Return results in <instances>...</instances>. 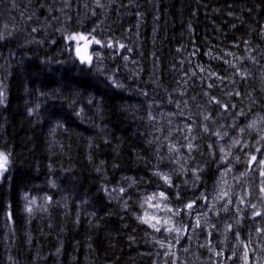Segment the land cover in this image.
I'll return each instance as SVG.
<instances>
[{
    "label": "trees",
    "instance_id": "1",
    "mask_svg": "<svg viewBox=\"0 0 264 264\" xmlns=\"http://www.w3.org/2000/svg\"><path fill=\"white\" fill-rule=\"evenodd\" d=\"M101 4L103 8H97L95 0H69L68 4L65 0H0V34L5 36L0 41V82L6 95L0 105V151L11 153L12 160L10 179H0V264L178 262L177 256L165 255L167 249L156 243L163 234L137 219L143 216L145 196L166 191L176 207L181 203L175 199L176 192L185 201L202 191L213 197L217 173L215 163L211 164L193 188L190 175L174 169L178 164L169 158L166 147L171 138L169 122L162 126L159 109L166 108L169 116L176 114L174 118L183 114L177 118L183 126L191 117L197 125L207 123L213 132H227L218 147L231 143L229 137L249 145L243 151L231 149L233 157L241 158L233 160L231 174L248 172L241 191L236 183L228 184L233 199L250 189L249 178H256L257 172L248 171L245 153L264 146V141L256 144L264 131L247 126L254 115L264 112V75H259L264 71V0H101ZM94 27L98 39L117 40L132 49L114 54L101 48L105 75L82 73L78 61L65 51L59 31L88 32ZM229 52L234 56L226 55ZM250 53L258 63L248 59ZM125 55L129 60L122 59ZM215 56L222 59L211 58ZM224 60L246 68L250 75L247 79L234 76L235 69ZM200 65L211 67L225 80L213 77L205 82ZM112 73L123 88L111 86L105 78ZM213 82L217 86L208 89L206 84ZM219 83L228 85L224 92ZM211 95L236 108L224 112L208 103ZM203 115L212 119L203 121ZM240 128L245 132L240 133ZM193 134L198 135L194 143L204 153L193 155L202 163L208 158L207 145L218 138L200 129ZM156 137L159 140L149 143ZM186 166L194 164L190 161ZM157 167L173 169V181L180 187L167 189L152 174ZM145 189L150 190L143 193ZM25 195L36 199L31 214L25 210ZM45 197H51V202ZM253 199L260 203L257 193L251 203ZM5 206L13 213L11 221L4 214ZM239 207L243 211L235 206L228 213L220 207L215 211L229 218L237 212L241 219V213L252 210ZM207 216L211 223L216 221L213 212ZM229 220L241 237L264 223L255 218L256 223L247 224L243 218L250 226L238 228ZM225 234L232 236L219 231L213 241L217 250L223 249V264H237L238 259H226L236 241L228 242ZM235 251L239 255L238 248ZM188 259L189 264H199L201 259L212 264L216 258L199 246L190 249Z\"/></svg>",
    "mask_w": 264,
    "mask_h": 264
},
{
    "label": "snow or ice",
    "instance_id": "2",
    "mask_svg": "<svg viewBox=\"0 0 264 264\" xmlns=\"http://www.w3.org/2000/svg\"><path fill=\"white\" fill-rule=\"evenodd\" d=\"M65 3L68 4L69 0H65ZM95 4L97 8H103L104 6L101 4V0H95ZM87 7V5H86ZM92 14L95 15V10L92 11ZM31 19V17H29ZM33 32L37 31V29L33 28ZM64 49L70 54V59L74 62L78 61L79 70L87 75L90 72H94L98 75H105L104 69L101 67L102 57L100 52L97 50L99 48H108L112 49L114 54H119L121 50L131 52L132 49L127 48V46L123 43H120L117 40L104 38H97L94 33L96 32V28L94 27L91 31L88 32H68L66 29H60ZM11 35V33H9ZM5 36L0 34V41H3ZM55 43V41H53ZM247 43V42H245ZM95 46V47H93ZM207 55L211 56V53H207ZM226 55L234 56V53H226ZM212 59H222L221 56L211 57ZM122 59L129 60L128 56H122ZM236 59L243 61V57H236ZM248 59L253 62H257L254 56L248 57ZM224 63L229 64L230 68L235 69L233 73L234 76H238L241 79H247L250 73L246 68L237 67L236 64L230 63L228 60H224ZM199 71L205 73L206 75L201 79L205 82L209 79L215 77L217 80L223 82L225 77L219 75L218 73L212 71L211 67L205 68L203 65L198 66ZM187 75V73H186ZM193 77L197 75L195 71L191 73ZM111 86L116 88H123L124 85L116 79L115 73L106 75L105 77ZM186 84L187 81H184ZM234 83V81H233ZM217 85L215 82L207 83L206 87L208 89H212ZM183 95V93H180ZM232 95V93H228ZM143 95H147V93H143ZM205 96H209L207 91L204 92ZM236 96L240 95V92H235ZM6 99L5 89L3 83L0 82V105L4 104ZM91 102V101H90ZM209 104H215L218 108L223 109L224 112H228L230 109L236 108L235 104H224L221 100L217 99L215 95H211L209 100ZM177 106H179V102H177ZM239 114H244L242 111ZM77 115H80V112H77ZM149 119L154 120L155 117L149 113ZM212 119L209 115H203V121H209ZM188 120L191 121L186 123L184 127L178 128L177 132L180 133V136L177 137V142L170 143L166 145L169 153H174L175 156H170L169 158L173 160V162L179 165L180 174L190 175L191 186L193 188L197 187V182H200L202 179V174L205 173L206 169L211 166V164L215 163L216 165V173L217 180L216 185L218 191L216 192L215 197H212L206 191L200 192L198 195L194 196L192 199L185 201L182 198L180 192H176L175 199L180 200L181 203L176 208L168 207V203H171L169 195L166 194V191H160L158 195H152L146 198L145 203L150 208H156L158 211H163L166 213H170L171 216L168 218H158L157 216H138L137 219L143 223L147 224L151 227L155 232H161L163 229L164 232L169 234V239L167 240H157L156 243L159 244L161 248H166L167 251L165 255L175 257L176 254L173 251L175 245L181 244L182 239H191L190 233L197 232L198 234H204L205 243L200 244L201 248H206L209 253L212 254L214 259L212 264H223L224 252L223 249L217 250L216 245L213 241L214 233L217 229L215 223H211V218L207 216V212H213L214 215H219V211L224 213H228L232 211L233 206L236 207L237 211H243L239 206L244 205L250 207L253 211L251 212V217L261 218L264 220V211L257 209L256 203H251V197L253 196V191L251 189H245L243 194L240 195L237 199H233L235 193L232 191L231 187H225L227 185L226 177L229 173L233 172V160L236 162L240 161V156L233 157L231 149L233 147H239L241 151L245 148H248L249 145L247 143H242L241 139L235 137H229L231 143L225 141V146H217L218 141L224 140L225 137L228 136L227 132H224L223 135L220 134L219 131L213 132L207 123H201L199 125L196 124L195 121L191 120V117H188ZM264 121V118H262ZM256 122L253 121L252 124L248 125V128H255ZM196 129L202 130L203 134L208 136H216L218 139L213 143H209L207 145L209 152L207 154V159H205L202 163L196 161L193 153L197 155L203 156L204 153L201 151V146L197 143H194L199 137L196 134H193ZM240 133L245 132L244 128L239 129ZM171 134V133H170ZM182 137L183 142H180V138ZM156 140H159V137H156L154 141H149V143H154ZM261 141H264V136H261L259 140H256V144H260ZM247 156L246 164L249 172H257L260 179L257 187V195L260 201H264V146L262 147H254L253 151L250 153H245ZM193 162L194 166H186L189 162ZM11 153H5L0 151V179H10V171H11ZM154 176H157L160 180L164 182V185L167 189L179 188V184H175L173 181V174L164 173L157 167V170L152 173ZM248 172H240L238 171V175L234 176L233 179L240 181ZM184 184H188L189 181H183ZM115 191V190H114ZM119 193H124L125 189L123 187L118 189ZM25 201H27L25 210L31 214L33 211L32 205L36 204V199L25 195ZM47 203L51 202V197L43 198ZM156 201V203H153ZM213 201H222L223 203L220 205L219 211H214L216 209V204ZM163 203V207L161 206ZM143 207V205H141ZM207 210V211H204ZM4 214L7 216V219L11 221L13 219V213L9 210V206H5ZM176 216H184L188 218L190 223L182 224L180 227L175 226L172 223V217ZM204 217L203 222L201 221V217ZM241 221L239 219L235 220V224L240 225ZM159 225V226H158ZM256 233L264 235V227H258L254 230ZM226 233H232V237L236 241L234 246V250L232 255L228 256L226 259H238L242 261V264H258L259 257L255 254L258 250L257 247H251L253 244L252 238L250 235H245L244 238L241 237L240 231L234 228L232 223L226 225ZM228 239V236L225 234V240ZM239 249V255L235 251V249ZM187 251V249H184ZM264 252V249H259ZM59 252V249H57ZM178 259V257H176ZM173 264H175V259L173 260Z\"/></svg>",
    "mask_w": 264,
    "mask_h": 264
},
{
    "label": "rangeland",
    "instance_id": "3",
    "mask_svg": "<svg viewBox=\"0 0 264 264\" xmlns=\"http://www.w3.org/2000/svg\"><path fill=\"white\" fill-rule=\"evenodd\" d=\"M93 47H95V46H93ZM97 50L100 52L101 57H102L101 48H99ZM250 56L257 57L256 55L251 54V53L248 55V57H250ZM259 75H260L261 78H263L262 76L264 75V71L261 72V74H259ZM188 77H189V75L184 74L183 81H187ZM219 86L222 89L221 92H224L227 89V87H228V85L221 84V83H219ZM167 111L168 110L166 108L159 109L158 110V116H159V119L161 121L160 123L162 124V126L165 127L166 126V123L169 122L168 130H169V133H171L170 134V137L171 138L169 139L168 144H170V143L177 142V137L180 136V134L177 133V129L184 127L183 125L180 124L181 121H179L177 119L179 116H182L183 114L180 113L179 116H177L176 118H174V116L176 114H174L172 116H169L170 113L167 112ZM262 118H264V112L261 113V114L254 115L249 120L247 126L249 124H252L253 121H255L256 122L255 129H258L259 128L261 131H264V121H262ZM191 119L193 120V118H191ZM189 122H191V121H189ZM189 122L188 121H183L184 125L186 123H189ZM161 124H159V126H161ZM180 142H183L182 137L180 138ZM226 147H227V145H226ZM170 154L172 156H175L174 153H170ZM176 168H179V165H177L174 169H176ZM162 172L172 174L173 169L171 171H169V170H166V171L165 170H162ZM236 175H238L236 172L234 173V175H232L231 173H229L228 176L226 177L227 186L226 185L225 186L226 187H229L228 184L236 183L238 190L241 191L246 184H245V182H243L244 181L243 178L240 181H236L235 179H233V177L236 176ZM255 175H256V178L254 176L251 177V178H249V185H248L253 192H255L257 190V187L256 186L259 184V181H260V178L258 176V173L255 174ZM149 190L150 189H145V190H143V193H145L146 191H149ZM159 192H160V190H157V191H154L152 193H148L145 196V199H144V206H145V208H144V210L142 212V215L143 216H145V214H147L148 216L155 215L158 218H161V217L162 218H168L169 216H171L170 213H166V212H163V211H158L156 208H150L145 203V200H146L147 197L152 196V195H158ZM256 193L257 192H255L254 194H256ZM166 194L169 195L168 193H166ZM215 195H216V193L214 194L213 197H215ZM169 197H170L171 203H168V207L176 208L175 203H173L174 202L173 199H171V196L170 195H169ZM136 199H137V197L134 198L135 202L138 203V204H140V200L137 201ZM213 202L216 204V209H219V207H220L219 206V203L222 202V201H219V202L213 201ZM141 203H142V200H141ZM153 203H156V201H153ZM252 203H256L257 204V207L260 208V209H263L262 211H264V206H263L262 201H260V203H259V201H257V199H253V202ZM161 206L163 207V203H162ZM216 209H214V211ZM204 211H207V210H204ZM137 212H138V210L136 209V213ZM251 212H252V210H249L247 212V214L246 213H241V219H239L237 212L233 213V215H232L231 218H229V215H221V213L219 212V215H216L215 216L216 217V221H213L212 220V223H215L217 227L220 226L222 229H216L213 237H215L218 234L219 231H221V232L224 231V233H226L225 230H226L227 222L229 221V223H231V221L229 219H232L234 222H235V220L239 219L241 221V223L238 226L236 225V227H238V228H244V227L250 226V225H247V224L256 223V221L251 217ZM207 213H211V212H207ZM243 218L248 219L247 224H244ZM203 220H204V217L202 216L201 217V221L203 222ZM190 222H192V221H190L188 218H186L184 216L172 217V223L175 226H177V227H180L182 224H188ZM260 227H264V223ZM236 230H240V229H236ZM254 230L255 229H252V232L249 233V235L251 236L252 241H253V244H252L251 247H257L258 246V250H257V252H256L255 255L257 257H259V262L261 261L264 264V252H262V251L259 250V249H264V235H261L259 233H256ZM159 233H162L163 234L162 240H167V239L170 238L169 237V234L166 233V232H164L163 229ZM190 236H191V239L190 240H188V239H182L181 240V244H178V245H175L174 246L173 251L176 253V256L179 258V260H178L179 263L175 260V264H189V259L188 258L190 256V249H192V251L198 250V247L200 246V242L199 241H201V240H204V243H205L204 234H202V233L201 234H198V231L197 232H191L190 233ZM242 238H244V237L242 236ZM227 241L228 242L231 241V243H234V238L232 236H229L228 239H227ZM195 243H197V244L195 245ZM185 248L187 249V251L184 250ZM164 249H166V248H164ZM205 262H206V260L201 259L199 264H205ZM237 264H242V261L239 260V262Z\"/></svg>",
    "mask_w": 264,
    "mask_h": 264
}]
</instances>
